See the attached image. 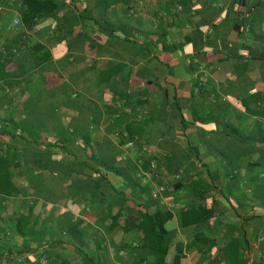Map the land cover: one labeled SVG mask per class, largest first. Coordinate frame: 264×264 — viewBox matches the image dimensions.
Instances as JSON below:
<instances>
[{"label": "crops", "instance_id": "1", "mask_svg": "<svg viewBox=\"0 0 264 264\" xmlns=\"http://www.w3.org/2000/svg\"><path fill=\"white\" fill-rule=\"evenodd\" d=\"M53 1L58 10L26 28L23 1L0 0V53L10 56L11 76L0 85V119L22 118L24 107L40 98L38 111L51 115L50 126H56L50 129V142L67 134L70 119L78 130L87 129L105 152L99 159L104 162L106 151L114 157L101 169L109 204L99 203L101 190L94 185L78 189L77 196L88 197L78 203L71 199L59 176L70 174V163L89 158L71 146L66 152L54 149L50 159L55 168L41 172L50 200L30 197L22 207L19 198H0V264H83L87 257L95 264H156L134 229V215L159 209L173 214L166 225L171 239L167 264H264V174L241 172L239 185L228 186L230 177L221 172L213 184L182 135L185 128L175 105L177 98L189 138L202 145L211 138L202 132L215 128L212 115L221 122L243 115L247 132L264 122V23L233 30V0H216L208 10L207 0ZM244 1L250 6L261 2L252 18L264 19V0ZM214 16V22L223 20L227 27L221 39L214 37L216 47L202 48L210 54L199 55L184 36L194 33L196 23L203 24L200 18ZM46 52L48 59H36ZM237 96L247 104L236 101ZM73 98L76 106L66 105ZM36 106L26 114L44 130ZM7 140L0 135V156ZM152 162L158 164V175L148 174ZM197 169L212 186L205 202H198L187 186ZM19 175L15 172L14 180L20 187L25 177ZM181 180L186 187L176 189ZM159 187L164 192L152 199ZM198 203L214 206L213 217L183 227L182 212ZM32 204V234L9 232L13 219ZM104 211L110 212L106 219ZM119 211L122 216L115 220ZM75 225L80 240L61 231Z\"/></svg>", "mask_w": 264, "mask_h": 264}, {"label": "trees", "instance_id": "2", "mask_svg": "<svg viewBox=\"0 0 264 264\" xmlns=\"http://www.w3.org/2000/svg\"><path fill=\"white\" fill-rule=\"evenodd\" d=\"M26 7V11L23 15V23L26 28H32L36 26L39 19L49 17L58 10V5L53 0H22ZM216 5V0H207L205 3V10ZM262 6V3L257 1L251 6L244 0L231 1V8L236 9V17L232 22L231 28L238 30L242 27L259 28L263 27L264 19L262 16L252 18L253 10H256ZM219 9V8H218ZM204 10V11H205ZM217 10V9H216ZM215 10V15H216ZM261 14H264L262 11ZM216 16L213 18L204 17L200 18L203 24L196 23L194 33L184 36V41L193 46V50L197 51L199 55L208 56V51H203L204 46L216 47V42L213 39H221V29L227 27L224 25L223 20L214 22ZM198 20V21H200ZM208 31L205 32V30ZM208 34V35H207ZM215 37V38H214ZM262 42L264 44V37L262 36ZM40 48H35V53H38ZM34 53V54H35ZM264 56V50L262 51ZM50 54L46 52L36 59H48ZM10 56H6L0 53V85H3L11 79V76L7 72V62ZM246 71L247 66L244 65L241 69ZM235 88V87H234ZM229 87L230 93H235V89ZM264 89V88H263ZM236 101L246 105L247 99L237 96ZM40 98L33 99L24 107V114L22 118H16L14 115H8L5 118L0 119V135L7 136V144L3 147V154L0 156V198H19L22 201V207H25L26 203L31 202L28 200L30 197L36 199H49L48 192L43 184V177L41 172L44 169L53 170L55 168V162L50 157L56 155L53 150L60 149L63 152L67 151V147L71 146L74 152L77 154H84L87 156L86 162H74L68 165V170H71L70 174L59 176L62 183L68 184V192L71 199L77 203L81 197H88V194L84 196H77L78 189L94 185L96 189L101 190L102 198L99 203L106 205L109 204L106 199V185L107 179L102 175L101 169L108 166L109 163H113L112 156H108L106 151L104 162L101 161L104 155V150L98 148L94 143L91 134L88 130H78L75 127L73 121L68 123L67 134L61 136H54L56 140L50 142L49 138L52 136V130L56 126H50L53 122L51 115L44 114L38 111ZM1 104V103H0ZM34 105L35 114L39 121V126L32 124L30 115L26 114L32 110ZM68 106L75 107L76 99L73 98L67 102ZM176 109L179 112V118L184 126L183 136L188 141L189 149L194 153L196 160L201 164V168L206 169V174L211 182L214 184L219 178L221 172L226 173L230 179L228 186L239 185L241 172L252 175L254 173L264 174V122L259 125L253 126L250 132H247L243 128L245 120L243 115L230 116L226 122H221L219 117L211 116L213 123L215 124L214 130L202 132V135L207 138L210 135V139L207 138L204 145L200 144L197 140L189 138L187 125L188 121L186 116L182 113V107L177 102ZM44 123L49 124L43 125ZM7 128L12 129L15 133L8 132ZM80 140V143L78 142ZM19 141L20 146L17 144ZM79 143V144H78ZM33 144V146H31ZM44 145L45 149L41 150V146ZM32 154V155H31ZM91 163V164H90ZM94 163V164H92ZM79 166L80 169H77ZM38 169V170H37ZM41 169V170H39ZM29 170H34L32 176L25 177V173ZM15 172L19 173V176L25 177L21 182L22 186H18L15 183ZM40 172V173H39ZM194 173V174H193ZM192 176H195V180L188 183L187 186L194 194L195 198L199 201H206V195L212 190L211 184L208 180L205 181L204 173L200 170H193ZM67 178V179H66ZM185 180H181L180 184H177L176 189L186 187ZM26 184V185H25ZM25 185V186H24ZM50 195V194H49ZM52 195V194H51ZM65 197V196H64ZM80 197V198H79ZM79 198V199H77ZM91 198V197H89ZM61 199V198H60ZM97 202V201H96ZM98 203V202H97ZM215 205V202L213 203ZM3 204L0 202V214L3 211ZM213 206V205H212ZM215 207L206 208L204 205L198 203L191 208L184 210L182 216V226L187 228L191 226H198L208 221L213 217ZM109 211H104V219L107 218ZM122 211H119L114 216L115 220L120 219ZM134 218L138 223L134 226V229L142 234V246L153 251L155 255L156 264H167V257L170 252V235L166 229V225L172 220L173 214L170 211L159 209L154 213L148 211L137 210ZM34 226V212L33 204L27 208V212L19 213L13 219V227L9 232L26 237L32 234ZM62 232H68L74 236L77 240H80L82 232H79L78 226L61 228ZM82 242V241H81ZM83 264H95L94 261L87 257L84 259Z\"/></svg>", "mask_w": 264, "mask_h": 264}, {"label": "built area", "instance_id": "3", "mask_svg": "<svg viewBox=\"0 0 264 264\" xmlns=\"http://www.w3.org/2000/svg\"><path fill=\"white\" fill-rule=\"evenodd\" d=\"M129 146H134V143H129ZM158 164L156 162H152L150 164V171L148 172L149 175H158ZM165 188L164 187H159L158 189L154 190L152 192V199H158L160 195L164 192Z\"/></svg>", "mask_w": 264, "mask_h": 264}]
</instances>
